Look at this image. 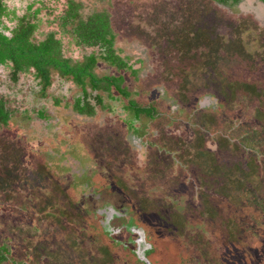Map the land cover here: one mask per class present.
<instances>
[{
    "label": "rangeland",
    "instance_id": "rangeland-1",
    "mask_svg": "<svg viewBox=\"0 0 264 264\" xmlns=\"http://www.w3.org/2000/svg\"><path fill=\"white\" fill-rule=\"evenodd\" d=\"M30 1L10 5L22 15ZM83 1V15L108 9L121 42L135 40L123 46L133 60L145 61L146 71L123 72L131 96L143 105L159 102L157 110L168 114L162 120L182 126L168 132L174 146L168 145L180 147L185 163L173 179L180 192L160 190L164 198L155 201L156 189L146 195L154 184L137 180L144 191H135L123 167L131 165L122 112L127 100L103 92L107 107L98 106L93 117L80 115L71 106L78 88L66 91L69 84L55 75L41 96L39 87L28 86L35 85L33 74L18 85L6 69L0 90L17 109V127L0 128V245L19 264H264V144L248 151L239 139L243 129L257 127L264 140V4L242 0L228 9L212 0ZM48 4L39 14L37 39L58 31L65 55L94 51L62 34L54 19L65 2ZM96 71L114 72L101 59ZM168 103L180 110L172 113ZM41 106L55 117L41 121L32 112L28 119L23 112ZM178 140L197 150L182 152ZM169 160L157 170L163 185L174 169ZM126 223L143 228L151 244L147 249L142 241L145 260L135 253L138 233Z\"/></svg>",
    "mask_w": 264,
    "mask_h": 264
},
{
    "label": "trees",
    "instance_id": "trees-1",
    "mask_svg": "<svg viewBox=\"0 0 264 264\" xmlns=\"http://www.w3.org/2000/svg\"><path fill=\"white\" fill-rule=\"evenodd\" d=\"M48 1L51 0H31L25 6V12L19 15L17 7L10 5V0H0V74L8 69L9 72L6 73L9 80L16 83L28 73L33 74L35 85L29 83L28 86L39 87L41 96L47 95V90L53 85L56 75L61 85L69 84L68 88L66 85L63 86L67 91L73 87L78 88L71 106L80 115L93 117L98 106L105 108L101 94L105 92L116 100L123 102L127 100L126 103L134 104L132 109L138 108L136 112H145L151 116V108L145 105L142 107L143 105L131 96L133 92L124 86L126 76L123 72L131 70L133 75H138L142 68L146 71V66L145 61L143 65L142 60H133L130 51L125 50L123 45L136 42L135 40L121 42L120 31L114 27L112 12L108 9H93L91 13L83 15L82 9L85 8L83 0H56L64 1L66 6L54 19L58 21L62 34L70 36L72 38L70 42H75L78 47L95 48L90 53H84L82 58H74L65 55L63 40L58 37V31H49L44 38L37 39L36 33L41 31L40 24L43 21L39 14L42 9L50 8ZM212 1L228 9H235L242 2V0ZM256 1L264 4V0ZM6 20L15 21L14 26H10ZM96 47L99 51H96ZM100 59L114 72L98 74L96 68L100 64ZM1 76L5 79V74ZM3 81V85L9 87L6 80ZM21 89L23 90L22 87ZM7 103V94L0 90V128L9 126L16 129L17 122L13 124V121L17 109L8 106ZM67 105H70L69 101ZM25 109L24 112L30 110ZM260 135L261 131L257 127L253 129L250 127L242 130L239 139L246 150L254 151L257 145L261 147V143L264 144V140L260 141ZM261 153L264 155V150H261ZM263 192L259 191V194L262 195ZM236 198L239 199L238 196ZM8 252V248L0 245V264H19Z\"/></svg>",
    "mask_w": 264,
    "mask_h": 264
},
{
    "label": "flooded vegetation",
    "instance_id": "flooded-vegetation-1",
    "mask_svg": "<svg viewBox=\"0 0 264 264\" xmlns=\"http://www.w3.org/2000/svg\"><path fill=\"white\" fill-rule=\"evenodd\" d=\"M65 89L67 91V88ZM157 90L160 91V88H158ZM162 91L164 92V90ZM211 100H214V98H211ZM155 103L158 104V107L160 106L159 102H151L150 104L145 105L151 108V112H152L151 116L145 114V112H140V113L136 112L138 108L132 109V106L134 104L123 103L122 112L123 114L127 115V117L123 119L124 128H125L124 138L127 144L129 145L131 151L126 160V162H129L130 160L131 165L128 166L124 165L123 167H125L130 172L129 177L130 180L133 181L135 191L140 193V195L144 191L140 187L136 186L135 184L136 180L143 181L144 184H146L147 182H149L151 185L154 184L152 189H150V191L147 192L146 195L147 194L150 195L151 194L150 192L156 189L155 191H153L156 192V194H153L152 192V195L150 196L155 198L154 199L155 201H159L160 198L161 199L164 198V196L161 195L162 192H159L160 190L163 192L167 190L168 192L171 190H173L172 192L179 191V188L174 189V187L177 186L173 181V179L176 177L177 173L180 172V170H176V168H178L177 166L181 167V165H185V163L182 162L181 157L178 154V152L180 151V147H177L178 149H176V151H172L170 146L168 145L169 143L170 145L174 146L173 145L174 142L168 139V136L172 133H168V132H174V130H181L182 126L180 125L177 126L175 124V122L177 121H174V123L172 124L171 122H166L165 120H162V118H165L168 114L165 112V110L162 109L161 112H159L157 110ZM168 104H170L168 106H170V110L172 113H175L177 110H180V107H178L177 104L175 103H168ZM202 104L204 105V102ZM215 104H217L216 101ZM105 106L107 107L106 104ZM111 107L112 104L108 108ZM124 107H127V109L125 110ZM142 107H144V105ZM25 110L26 109L24 108V111ZM48 110H49L48 108L43 109V106H41L40 108L37 109L35 108L34 110L30 109L28 112H24V111L23 112L28 114L27 115L28 119H31L32 112H35L34 118L44 121L47 120L48 118H51L52 116L55 117ZM112 110L114 109L112 108ZM56 117L58 118V116ZM142 117H144V119H142ZM53 119L54 118H52L49 122L53 121ZM164 129L166 131L165 134H163ZM190 129L191 126H189L186 129V131L188 132L190 131ZM50 135H55V133L51 132ZM68 136L69 134H67V137ZM178 143L181 144V148H182L181 151L183 152V150H185L184 153L190 150L193 151L197 150L192 143L187 144L186 141H180V140L177 141V145ZM169 148L170 150H168ZM197 154L198 152L196 153V157ZM165 158H171V160H169L170 162L168 163L169 166H172V168H174L171 172H167L168 173L167 178L170 180L168 185H163L160 182L159 179L164 173L157 171V170L161 171L160 166H162V162L163 160H165ZM185 159L187 160V158ZM184 174H186V172ZM164 186H167V188L165 189ZM169 194L171 196L170 192ZM113 211L114 210L112 209L110 213H112ZM124 226H126L125 229L131 232L138 233L136 238L137 248L135 249V253L136 254L138 253L139 256L145 260L146 257L145 255L142 254V249H141L142 241L145 244L144 247L147 249H149L148 247L151 246V244L145 241V233L143 228H141V226L135 224H129V223L124 224Z\"/></svg>",
    "mask_w": 264,
    "mask_h": 264
},
{
    "label": "clouds",
    "instance_id": "clouds-1",
    "mask_svg": "<svg viewBox=\"0 0 264 264\" xmlns=\"http://www.w3.org/2000/svg\"><path fill=\"white\" fill-rule=\"evenodd\" d=\"M147 247V246H146Z\"/></svg>",
    "mask_w": 264,
    "mask_h": 264
}]
</instances>
